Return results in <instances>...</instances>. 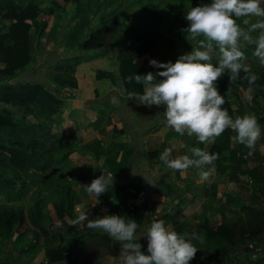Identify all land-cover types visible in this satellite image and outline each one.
<instances>
[{
	"label": "crops",
	"instance_id": "crops-1",
	"mask_svg": "<svg viewBox=\"0 0 264 264\" xmlns=\"http://www.w3.org/2000/svg\"><path fill=\"white\" fill-rule=\"evenodd\" d=\"M86 33H88V30ZM66 36L64 38L60 37V41L64 43ZM43 37L44 35L41 39ZM175 44V47L171 44L170 47L163 48L161 42H159L155 52L136 58V65L145 68L143 75L149 71L156 73L162 70L152 67L149 64L150 59H156L160 62L171 60L174 63L179 55L192 50V46H187L181 41L175 42ZM126 46L127 43L125 41L119 43L118 40H115L105 43L99 50L91 51L92 54L88 52L87 58L84 57V51H82L83 49L81 47L78 46L77 48L67 49V47L64 46V52L61 53L58 51L57 54L55 51V63L48 66V62H44V69H40L39 74L34 73L33 75L31 72H28V74H31V76H29L30 78L24 79L23 81L24 83L39 82L46 85L47 89H50V87L52 89H57L58 85L53 82L52 73L56 75L59 73H64L65 75L71 74V76H73L67 78L70 85L66 86L63 91L58 94L61 105L58 107L60 109L59 112L54 117V122L56 123V121H58V125L56 128L52 129L53 131L50 129V133L52 132L50 135H46V137L49 136L50 139L55 141L57 146L60 145V142H58L60 138L66 141L65 143H67V146H62V155L60 154L63 159L61 158L60 162L52 163L46 170L34 169L33 171L38 172L40 175L38 183L34 184V190L29 189L20 201H9L5 199L4 196L0 197V204L6 203L12 205L21 203L26 220L23 226L30 225L34 235L36 231H39L37 235H40V244L31 252L33 256L30 264H47L48 261V264H89L91 262H93V264H119L118 257L121 246H115L106 242L103 243L98 236L82 240L81 242H75L71 245L66 254H62L58 248L60 234H67V241L68 235H77L74 230L72 231L73 228L77 227H80V229L85 228V232L90 234H95L97 232L104 233L102 231L87 229L86 222L76 227L71 226V220L77 215L75 212L76 207L87 209L89 218L102 217L105 214H116L137 221L140 219L137 208L141 204V198L146 195L148 199L147 205L144 208L145 221L138 229V234L142 233L145 225L151 223L153 220H163L166 225H174V221L178 219L181 220L182 225L177 228L174 227V225L173 228L178 233L189 234L191 231L186 228L185 222L195 217L198 212L189 216H182L177 213V210L193 202L196 198L198 200V198L201 197V206H204L202 211L199 212V218H202L203 224L206 223L207 219L211 220V222L209 221V223H207L208 225L205 227L201 223L199 228L200 232L198 234L205 238L217 239L221 237H210L208 234L212 229L217 232L218 227L222 223V218L225 217L232 222L236 216L238 218V216L241 215L243 204L240 206L233 205L230 198L238 195V188L243 185V176L249 178V180L246 179V184L248 185L251 198L249 199L247 197L248 199H246L242 195L238 196L248 200L247 202L252 201L254 204L256 201L259 200L260 202L263 200L262 198H264H257L255 196L251 178L245 171L256 167H264V154L258 152L261 146L260 141L264 143V122L260 121V117H264V114H260L261 116L258 117L254 109H252V106L264 109V96L258 94L254 88L239 85L236 87V92L231 90L228 91V97L233 108H243V113L254 114L257 117L258 124L262 128L261 139L257 142L256 151L253 155L249 156V149L233 140V137L236 135L234 132L231 133L229 138L221 135L216 138L214 144L206 146L199 143L194 136L188 137L186 133L184 136H181L179 133L175 132L174 129L167 126L166 120L163 117V112L165 111L163 106H147L141 104L135 96L129 98V93L127 92L126 85L120 72V65L123 59L122 53L125 51ZM246 49L249 50L248 59L252 56L254 47L249 46ZM77 50L78 52H74ZM48 53H46V55ZM63 53L65 56H63ZM59 55L61 56L60 59L63 58L64 61L69 58L78 57L77 65L65 70L64 61L63 63L58 61L60 60L58 58ZM44 58L46 59V57ZM104 59H106L104 68L108 67L107 65H112V67L110 69L98 68L96 72L92 71L84 76V78L92 76L96 81L100 80V84L99 87L90 90V94L87 97L79 98L78 90L80 88V80L78 78L83 77V75L80 74V66H83L85 63L84 61L101 62L100 60ZM214 62L217 63V56H213L212 63L215 64ZM258 64L259 68L255 71L252 69V71L260 77L264 75V66H261L260 63ZM87 69L90 68L87 67ZM47 73L48 77H45ZM82 74L84 73L82 72ZM157 79L162 78L157 77ZM74 80H77L78 84L73 82ZM229 80V75L225 73L216 82L217 87L219 83ZM101 81H104L102 85ZM75 86L76 88H74ZM245 91H250L253 96L250 102L244 99ZM64 94H67L70 98H61L60 95ZM85 103L87 107H85ZM62 109H65L66 112H61ZM74 109H77L78 111H76V113L80 114L72 116ZM62 113L69 115L68 129L66 131L64 130V124L59 121V117ZM70 129H72L71 132L69 131ZM70 138H76V141H79L80 144L85 142V145L82 144L85 151L83 152L81 149L77 151L76 148L68 143L71 142L68 141ZM223 144L227 145V149L221 154L220 163H214V166H208L211 169V175L207 180L202 181L199 178L197 169L190 168L187 172L182 174L178 171L169 169L159 160L160 153L163 152L165 148L172 147L173 145H175L173 149V157H175L177 155L187 154L188 147L206 148L209 152L214 153L213 146H221ZM69 148L71 152L65 157V155H63L65 153L64 151H68ZM86 149L88 150L86 151ZM234 151H237L236 156H234ZM96 152L97 154H95ZM92 154L94 157H92ZM238 162H241V167L237 165ZM104 171L113 176V182L120 181L128 186L127 191L120 192V190H118L114 195L108 196V199L106 198V192L101 194L99 200L91 197L86 192L84 185L90 184L94 178L100 176ZM143 175L153 180L155 186L146 182ZM141 186H144L145 190L140 193L137 191V187ZM68 188L72 189L70 194L66 192ZM38 192L40 193L39 201L41 203L39 205V211L36 212L35 215L38 220H40L42 227L39 225L38 227H34L31 221L32 218L30 217L35 209L37 198L34 199V197ZM26 200L30 202L25 206ZM63 202L65 205L64 209H62V215H60L55 207V203H58L62 208ZM207 205H209L211 209H208ZM211 205H214L213 212ZM42 206L45 207L43 208ZM234 207L235 209H233ZM238 207L240 208V213L238 212ZM69 208H72V213H70ZM229 209L234 210V214L227 211ZM141 212L140 210V213ZM165 213H168L169 216L165 217ZM214 217L220 219V221L210 225V223H213L212 219L214 220ZM34 220L36 221V219ZM46 221H49V224H52V226L47 227V230L44 231L41 228L46 227L45 224H43V222ZM19 229L20 227L17 228L16 226L14 233L16 232V234H18ZM230 231L231 233L238 234L237 230L233 229V227H230ZM49 234L51 235L50 238L56 241V243H54L56 244L55 249L46 246V238H48ZM262 236L264 237V232ZM14 237L16 238V236ZM139 241L147 247L146 237L141 236ZM19 242L21 243L22 240L20 239ZM247 242L249 243V239H247ZM10 244L11 242L9 241L4 242V244L0 243V251L5 250V252H10L9 249L5 248L7 245L10 246ZM86 244L96 248L97 257L95 260L91 253V247L86 246ZM23 245L24 244L17 246L16 250H20ZM223 245L228 246V243L225 241L222 242L218 250L212 252L213 254H209L208 250L197 251L193 260H198L200 256L206 260L207 263L214 261V264H218L217 260ZM242 246L243 245L240 244L235 248L239 260V262L236 263L264 264V251L262 246L254 243L249 244V246L253 248L251 259H247V253L242 249ZM26 247L28 248V246ZM51 257H54L52 261ZM260 258L262 260L256 263L255 260ZM1 262L2 264L7 263L2 259L0 263Z\"/></svg>",
	"mask_w": 264,
	"mask_h": 264
},
{
	"label": "trees",
	"instance_id": "trees-1",
	"mask_svg": "<svg viewBox=\"0 0 264 264\" xmlns=\"http://www.w3.org/2000/svg\"><path fill=\"white\" fill-rule=\"evenodd\" d=\"M42 1L28 0L26 4H21L18 0H0V97L3 96L4 101L8 104H0V197L4 196V198L9 201H20L31 186L38 183L40 175L33 170H46L52 163L60 162L62 158L61 152L63 151L62 146H67V143L61 138L58 140L60 145L57 146L55 141L50 139L49 136V138L46 137V135L52 133H50V126L54 123V117L60 110L58 107L61 105V101L58 94H60L66 86L70 85L67 78L73 76H71V74L65 75L64 73H59L57 75L52 73L53 82L58 85L57 89H52L51 87L47 89L46 85L39 82L24 83L18 80L19 74L33 62V37L40 40L49 27V21L52 15L57 9L62 8L58 6L56 0H52L55 4L50 6L47 9L46 16L41 18ZM63 1L66 5L70 2V5L76 6V12L72 13L70 18L76 21V26L66 32L67 36L63 43L67 49H73L79 46L88 53L99 50L105 43L119 39L118 35L122 34V32H120L122 23L121 14L116 13L112 19L110 18L109 22L106 21V8L113 5L112 1ZM124 1L126 0H122V2ZM134 1L140 3L143 7H148L146 12H150V16L153 18L159 17V12L157 10L159 3L155 2V0ZM81 4H85L87 9L83 8ZM177 8L181 17L180 27L185 29L188 27L189 22L185 19L188 9L185 8L184 0H179ZM114 9H116V6ZM84 10L89 14L88 16H85ZM97 16L101 21L98 26L92 22V19ZM92 23L95 27L91 26L90 28V24ZM87 30L88 33H86ZM122 31L124 32L125 30L122 28ZM126 33L129 32L126 31ZM133 34L131 38L125 37L124 35L120 36L125 42L127 41L125 51L122 53L123 59L120 65V72L128 93H142L143 86L141 84H136L134 81L129 82L128 77L133 73L143 75L145 68L138 67L135 63V59L145 54L155 52L158 48L161 34L157 30H142L140 28L134 30ZM175 42L177 41L174 40L172 43L173 47L176 46ZM74 60L76 66L78 57H74ZM71 67L72 66H66L64 64L65 70ZM225 73L227 74V72ZM241 75H243V73ZM237 85L254 88L258 94L264 96V75L258 77L256 82L251 86L243 79L232 83H230V80L219 83L218 91L224 96L226 101L222 107L226 108L233 118L237 115L243 116L247 114L243 113V108H233L228 97V91L231 90L236 92ZM252 109H254L258 117L261 116L260 114H264V109L262 108H255L252 106ZM30 117L31 119L35 118L36 122H31ZM260 121L264 122V117H260ZM27 129H29L30 132H28ZM231 133V130H226L221 135L229 138ZM213 148L214 153H219V159L214 163H220V156L223 151L227 149V145H217L215 147L213 146ZM64 152L63 155L66 157L71 150L69 148L68 151ZM236 154L237 151H234V156H236ZM237 165L241 167V162H238ZM245 171L251 178L255 196L257 198L264 197V167H256ZM127 189L128 186L121 185L114 181L112 186H109L108 191H106V198L108 199V196L114 195L118 190L121 192L127 191ZM71 190V188H68L66 190L67 194H70ZM144 190V186L137 187V191L140 193ZM39 197L40 193L38 192L34 197V199H37L32 218L36 219L38 225L42 227L40 220H38L35 215V213L39 211V205L41 203ZM147 199L146 195L141 198V204L137 208V213H139L140 217L137 222L140 226L145 221L144 208L147 205ZM230 200L232 204L236 206L243 204L241 213L239 212L241 215L239 214L240 216H238L236 220L233 219L232 222L223 217L217 232L212 229L208 234L210 237L220 236L228 243V246L223 245L221 248L219 253L220 256L217 260L218 264H238L236 263L239 262V260L235 248L240 244L243 245L242 249L247 253V259H251L253 253V248H251L249 244L254 243L260 245L264 251V239L262 236L264 232V207H260L252 201L247 202L248 200L238 195L230 198ZM200 202L202 203L201 197H199L198 200L196 198L193 202L179 208L177 213L182 216L192 215L195 213V209ZM64 205L63 202L61 208L58 203H55V207L60 215H62ZM140 210L142 211L141 213ZM69 211L72 213V208H69ZM227 211L233 214L235 212L232 209ZM24 215L21 203L12 205L6 203L0 204L1 241L5 242L6 239L11 237L9 240L11 244H16V242H14L15 240H12V237L16 226L19 228L25 223ZM164 216L168 217L169 215L165 213ZM207 223H209V219H207L206 223H202V225L205 227L208 225ZM230 227L237 230L238 234L231 233ZM6 228L9 230V234ZM41 229L46 231L47 227ZM73 230L77 235H68L67 241V234H60L58 248L62 254H66L73 243L81 242L82 240L90 239L94 236H98L103 243L106 242L115 246H121L119 242L111 239L106 233L97 232L95 234H90L85 232V228L80 229V227L73 228L72 231ZM37 234H39V231H36L32 242L23 245L21 250H30L36 247L40 243L39 235ZM21 235H24V233L18 232V236ZM50 236L49 234L48 238L45 237L46 246L55 249L56 244L54 243H56V241L51 239ZM247 239H249V243ZM138 242L142 245L141 250L147 254V247H145L141 241ZM26 246H28V248ZM86 246L88 245L86 244ZM88 247H91V253L95 260L97 257L96 248L93 246ZM53 258L54 257H51V261ZM261 260V258L258 260L256 259L255 262L258 263ZM89 264H93V262ZM189 264H214V261L207 263L206 260L199 256L198 260L192 259Z\"/></svg>",
	"mask_w": 264,
	"mask_h": 264
},
{
	"label": "clouds",
	"instance_id": "clouds-1",
	"mask_svg": "<svg viewBox=\"0 0 264 264\" xmlns=\"http://www.w3.org/2000/svg\"><path fill=\"white\" fill-rule=\"evenodd\" d=\"M185 19L189 24L182 31L190 34L197 46L179 55L174 63L150 59L152 67L162 70L144 75L131 74L129 82L141 84L143 92L129 93V98L135 96L147 106H163L167 126L181 136L185 133L188 137L194 136L206 146L214 144L217 137L230 129L236 134L233 140L248 148L251 156L262 135L257 117L245 114L233 118L222 107L226 101L216 82L225 72L230 83L243 79L251 86L258 79L251 67L244 63L247 60L244 49L253 46L252 55L264 66L262 0H210L194 7L190 5ZM214 53L217 54L215 64L212 63ZM244 99L249 102L253 99L250 91L244 92ZM174 148L175 145L165 148L159 160L182 174L190 168L197 169L202 181L209 179L211 169L208 166H214L219 153L188 147L187 154L173 157ZM144 178L155 186L153 180ZM112 184L113 176L104 171L84 186L91 197L99 200ZM75 212L77 215L71 220V226L86 222L88 229L102 231L120 243L119 264H189L199 249L192 241L204 242L196 233H178L163 220H153L138 234L140 225L135 219L116 214L89 218L88 210L81 207H76ZM141 236L147 238V254L138 242Z\"/></svg>",
	"mask_w": 264,
	"mask_h": 264
},
{
	"label": "rangeland",
	"instance_id": "rangeland-1",
	"mask_svg": "<svg viewBox=\"0 0 264 264\" xmlns=\"http://www.w3.org/2000/svg\"><path fill=\"white\" fill-rule=\"evenodd\" d=\"M18 1L21 4H26L28 0H18ZM37 1L41 2L42 0H37ZM83 1H85V0H83ZM106 1H108V0H106ZM111 1L113 2V5L108 6L106 8V12H105V14L107 16L106 21L109 22L110 18L112 19L113 16L116 15V13H118V14L120 13L121 14V20L123 23V24L121 23V26H120V29H121L120 32H122L121 35H124L125 37L131 38L134 35L133 31L137 30L138 28H140L142 30L153 29V30L159 31V33L161 34L160 42H161L163 48L170 47V45L173 43L174 40H176L177 42L181 41L184 44H186L187 46H189V45L192 47L197 46V41L191 40L190 34L182 31L183 29L180 27V24H181L180 18L181 17L179 15L178 8H177L179 0H155V2L159 3L158 7H157V10L159 12L158 18H153L152 16H150V12H146V9L148 7H146V6L143 7L140 5V3H137L134 0H126L124 2H122V0H110L109 2H111ZM209 2H210V0H184V4H185L186 9H188V7L190 5L194 7L200 3H209ZM56 3L58 4L59 7H62V8L57 9L55 11V13L52 15V17L49 21V27H48L47 31L45 32L44 37L41 40H37L36 37H33V53H34L33 62L29 67H27L24 71H22L21 74H19L18 80H20V81H24V79L30 78L29 76H31V74H28V72H31L33 75H34V73L39 74L40 73L39 70L44 69V64H45L44 62H48V66L55 63L54 59H55L56 52L58 54V51L62 53L65 50L64 49L65 47L63 45V41L62 42L60 41V37L64 38L66 36V32L70 29H73L76 26V21L73 19H70L72 13L76 12V6L70 5L71 4L70 2L67 3V5H66L63 0H56ZM54 4L55 3H53L52 0H43L42 1L41 18L46 16L47 9L50 6H53ZM81 5L83 8L87 9L85 4H81ZM115 6H116V9H114ZM262 6H264V0H262ZM84 14H85V16L89 15L86 12V10H84ZM92 22L98 26L101 21L99 20V17L97 16V17H94V19H92ZM93 23L90 25V28H91V26L95 27V26H93L94 25ZM122 28L125 30L124 32L122 31ZM126 31H128L129 33H126ZM125 33H126V35H125ZM121 35L120 34L118 35L119 36V39H118L119 43L125 41L124 39H122L120 37ZM199 39H202V37L198 38V40ZM120 46H122V45H120ZM244 50H245V55L249 56V50L248 49H244ZM82 51H84V50H82ZM74 52H78V50L74 51ZM46 53H48V54L46 55ZM90 54H92V52ZM83 55H84V57H86L87 51H84ZM63 56H65L64 53H63ZM213 56L216 57L217 54L214 53ZM44 57H46V59ZM58 58L60 59L61 56L59 55ZM58 61L63 63L64 59L62 58ZM100 61L101 62H99V61H90V62L84 61L85 63L83 64V66H80L81 67V68H79V70L81 69L80 74L83 75V77L78 78L80 80V88L78 90V95H79L78 97L79 98L87 97L90 94L89 91L94 89L95 87H99V84H100V80L96 81L95 79L92 78V76H87L86 78H84V76L88 75L89 72H92V71L96 72V70L98 68L110 69L112 67V65H107L108 67L104 68L105 67L104 65H106V63H105L106 59L100 60ZM94 62H97V63H94ZM108 63H109V59H108ZM244 63L249 65L251 67V69H253V71H255L257 68H259V64H258L259 60L257 58H255L253 55L250 56L246 61H244ZM64 64L66 66H72L73 67V66H75L76 62H75L74 58H69V59H66L64 61ZM39 65H40V68H39ZM87 67H89L90 69H87ZM82 72L84 74H82ZM45 77H48V73H47V75H45ZM73 82L78 84L77 80H74ZM103 82L104 81H101V85ZM74 88H76V86ZM60 97L66 98V97H68V95L64 94V95H60ZM68 98H70V96ZM0 104H2V105L7 104L4 101L3 96L0 97ZM84 105H85V107H87L86 103ZM9 107H10V105H9ZM13 108H15V107H13ZM69 110H72V109H69ZM76 111H78V110L77 109L73 110L72 116L80 114V113H76ZM61 112L65 113L66 110L62 109ZM30 121L33 123L36 122L35 118L31 119V117H30ZM59 121H60V123L64 124V128H65L64 130L66 131L68 129L69 115L68 114L65 115L62 113V115H60V117H59ZM57 125H58V121H56V123L54 122L50 126V129L52 130L53 128H56ZM61 129H62V127H61ZM27 130H28V132H30L29 129H27ZM69 131L71 132L72 129H70ZM63 141L66 142L65 140H63ZM68 141H71L68 143H70L74 148H76L77 151L80 149L83 150V152L85 151V149L83 148V145H85V142H82V144H83L82 145L79 143V141H76V138H70V139H68ZM260 145L261 146L259 147L258 152L260 154H264V143L262 141H260ZM87 150L88 149H86V151ZM95 154H97V152ZM92 157H94L93 154H92ZM246 179L249 180L248 177L243 176V181H242L243 185H242V187L238 188V190H239L238 195H242L244 198L250 199L251 194L248 191V185L246 184ZM117 183H119L121 185H125L124 183H121L120 181H117ZM34 188H35V185H33L30 188V190H34ZM260 198H262V197H260ZM262 199L263 200L260 202H259V200L256 201L255 204L260 206V207H264V202H263L264 198H262ZM201 200H202V198H201ZM29 202H30L29 200H26L25 206ZM201 205H202L201 202L197 205L195 212H198V213H196L197 215L195 217H192V218L188 219L187 221L185 220L186 224L185 223L184 224H185V226H187L186 228L191 231V233H189V235H191L192 233H196L197 235H199L198 234L200 232L199 228H200L201 223H202V218H199V215H200L199 212L202 211L203 206H204V205L203 206H201ZM42 207L44 208L45 206H42ZM211 207H212V212H213L214 211V205L213 206L211 205ZM207 208L211 209L209 207V205H207ZM233 209H235V207ZM239 210H240V208L238 207V212H240ZM30 217L32 218V216H30ZM236 219H237V216L234 218V220H236ZM31 221H32V225L34 227H38L37 221H35L33 218ZM209 221L211 222V220H209ZM219 221H220V219H216L214 217V220L212 219L213 223H210V225L217 223ZM25 223H26V220H25ZM43 224H45L46 227L52 226V224L51 225L49 224V221L43 222ZM147 224L149 225L150 223H147ZM147 224L145 225V227L147 226ZM174 225L170 224L171 227L174 226L176 228L179 227L180 225H182L181 220L178 219L177 221H174ZM6 230H8V229L6 228ZM23 230H25V231H23ZM22 231L25 235L18 236V234H16V232L13 234L12 240H15L14 242H16V244L12 243V244H10V246L9 245H7L6 247L4 246L6 249H9L10 252L9 251L5 252V250L0 251L1 259L3 261L7 262L6 264H30V261H31L32 256H33V254L31 252L34 251V249L40 244L39 243L36 247H34L30 250H27V249L21 250V248H20V250H16L17 246H19L21 244H24V245L30 244L32 242V239H34V236H35L33 234V232L31 231L30 225H27V226L22 225L19 229V232H22ZM8 234H9V230H8ZM14 236H16V238ZM199 236H201V235H199ZM39 237H40V235H39ZM10 238L6 239L5 242L9 241ZM19 238L22 240L21 243L19 242L20 241ZM263 239H264V237H263ZM203 241H204L203 243H200L197 240H193L192 242L196 247L199 248L198 251L208 250L209 254H213L212 252L218 250V248L221 246V243L224 242L223 238L213 239V238H205V237H203ZM0 243L4 244V242L1 240H0ZM1 259H0V261H1ZM0 264H2V263H0Z\"/></svg>",
	"mask_w": 264,
	"mask_h": 264
}]
</instances>
